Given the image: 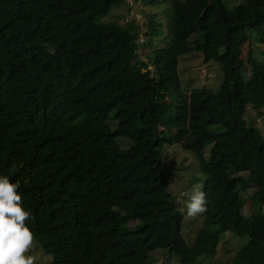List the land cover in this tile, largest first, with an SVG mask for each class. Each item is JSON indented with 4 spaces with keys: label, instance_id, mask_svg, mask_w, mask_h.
Here are the masks:
<instances>
[{
    "label": "trees",
    "instance_id": "obj_1",
    "mask_svg": "<svg viewBox=\"0 0 264 264\" xmlns=\"http://www.w3.org/2000/svg\"><path fill=\"white\" fill-rule=\"evenodd\" d=\"M119 1L0 0V175L19 185L35 241L52 264H148L164 249L190 264L230 230L249 236L230 264H264V134L247 117L264 98L250 48L264 44V0H168V42L155 47L137 44L135 19L107 20ZM191 50L218 64V89H182L179 55ZM175 142L206 174L191 244L162 152Z\"/></svg>",
    "mask_w": 264,
    "mask_h": 264
},
{
    "label": "rangeland",
    "instance_id": "obj_2",
    "mask_svg": "<svg viewBox=\"0 0 264 264\" xmlns=\"http://www.w3.org/2000/svg\"><path fill=\"white\" fill-rule=\"evenodd\" d=\"M132 2L133 3L131 5V0H120L117 4L113 5L111 14L108 15L107 20L115 21V23L120 25H123L126 22L131 23L134 19H136L135 13L142 10L143 22L145 21L143 15L145 12L148 14L150 19L157 24V35L155 33L153 35L147 34V27L144 24L140 27L138 33L142 34L144 38H146L145 45L150 47L166 45L168 42L166 22V12L169 6L168 0H153L152 4L142 3L141 0H132ZM240 2H242V0H227L229 5H235ZM112 13H119V16L114 17L112 16ZM126 15L129 17L128 21L124 20ZM198 35L199 34L192 33L189 38H193ZM250 46L247 40L240 44L241 57H245L250 47L253 52L258 55L259 59L261 58V60H264V44L253 43V45ZM141 50L144 52L142 47ZM177 70L181 87L185 91H189L192 87L201 85L218 89L222 80V74L218 64L213 61L204 62L201 54L195 50L187 51L179 55ZM170 99H173L172 95H170ZM257 105L258 106L255 109L254 107H251V111L247 117H250L251 119L253 118V122L260 127L262 133L264 134V98H262ZM259 109L261 111H259ZM166 132L174 137L172 129L168 128L166 129ZM210 144L211 141H207L203 146V150L206 155L209 154ZM162 152L165 156V162L167 164L166 173L172 179L169 190L175 199V205L180 208L184 214L181 232L186 242L191 244L196 233L203 226L205 213L195 219L188 218L186 216L185 204L187 197L185 194L190 193L194 186L199 185L202 187V184L206 179V174H204L201 170L197 159L194 157V153L190 149L181 147L177 142L165 144L162 148ZM254 189L255 186L248 188L247 192L241 191V193H251ZM252 210V202L246 195V199L242 205V212L248 215ZM260 211L264 213V206L261 207ZM136 225L137 223L135 221L130 220L126 225L125 230L134 229ZM248 237V234L237 235L230 230L223 231L221 233L216 252L214 254H203L199 256L196 262L190 264H224L228 262L230 264L242 245L246 243ZM36 245L37 247L34 253L36 256V264H52L51 256L45 253L37 242ZM152 255L148 259V264H188L182 262L180 257L175 253H168L166 249L156 251L155 255Z\"/></svg>",
    "mask_w": 264,
    "mask_h": 264
},
{
    "label": "clouds",
    "instance_id": "obj_3",
    "mask_svg": "<svg viewBox=\"0 0 264 264\" xmlns=\"http://www.w3.org/2000/svg\"><path fill=\"white\" fill-rule=\"evenodd\" d=\"M132 3L131 0V5ZM135 17L141 27L142 10L135 13ZM124 20L128 21L129 17L126 15ZM135 41L138 45H142L144 36L138 33ZM139 54L142 56L141 49ZM18 188L19 185L11 182L7 175H0V264H36L34 253L37 245L33 231L26 224V221L33 219V216L23 207ZM185 195L188 218L195 219L207 211L206 194L199 185L194 186L193 190Z\"/></svg>",
    "mask_w": 264,
    "mask_h": 264
}]
</instances>
